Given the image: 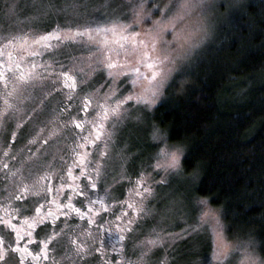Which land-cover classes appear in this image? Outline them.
Here are the masks:
<instances>
[{
  "label": "rangeland",
  "instance_id": "374dc122",
  "mask_svg": "<svg viewBox=\"0 0 264 264\" xmlns=\"http://www.w3.org/2000/svg\"><path fill=\"white\" fill-rule=\"evenodd\" d=\"M237 1L203 0L200 14L188 17L183 23L177 22L178 26L173 34L163 36V40L169 42L170 51L186 50L190 53L188 57L174 65L162 64L155 70H163L166 78L171 80L176 70L185 64L199 47L208 42L215 21H220L221 13L218 14L217 19L214 16V12L219 10L218 5L223 4L224 7H228ZM67 2L71 3L72 0H67ZM81 2L88 4L86 16L82 15L79 20L82 25L84 19H87L92 22L93 27L96 23L109 26L117 16H121L117 34H106L107 38L111 39L122 37L119 43L106 42L104 44L102 39L105 34L97 35L92 32L83 38H77L82 40L81 44L65 49V51H71V59L59 57L66 65L65 70H70L75 74L83 68L84 74L78 75L77 79L91 81L88 86L94 84L97 88L96 93L88 95L91 97L90 107L94 113V116L87 120L86 128L88 129L89 126L92 127V121L99 122L97 113L100 116L103 115V109L97 107L98 104L111 108L118 100L130 94L135 97L144 91L148 86L147 81L137 80L135 86L133 84L130 86L127 81L136 79L138 74L134 73L129 79L124 77V74L139 67L142 73L150 75L151 70L147 69L146 65L157 62V58L161 56V48L158 39H155V33L148 32L151 26L139 23L145 14L142 10L143 0H81ZM27 3L28 0H19V12L13 20L0 19V22L5 25H15L16 21H19L17 27L24 30L18 33L21 36L27 32L26 17L30 15ZM138 4L141 7H137ZM148 10L151 11V8ZM81 12L83 13V9ZM69 14H71V9H69ZM155 18L158 19V17ZM70 22L63 16L51 15L41 20V31L46 28L50 30L57 24L63 27ZM129 24H139V27L130 29L127 28ZM133 31L138 32L139 35L134 36ZM62 35L67 37L71 34L63 33ZM108 64H112V67L108 68ZM53 69L52 67L43 68L37 73L46 77L47 71L48 79L39 81V84L43 86L35 90L29 88L26 95H65L64 98L67 100L70 94L61 90L56 91L51 87L52 80L56 79L52 74ZM109 72L112 73L111 77L108 75ZM57 88H60L59 84ZM7 90L11 91V87ZM164 90L165 88L161 89L155 102L146 109L142 104L136 106L134 101L127 102L121 108L120 122L117 123V130L113 136L115 143L108 147L105 170L100 177L101 185L118 202L125 200L138 202L140 198L130 193L129 190L135 187L141 173L148 177L152 195L144 200V208L149 211V215L143 218L141 228L134 232L137 238L133 248L134 252H141L142 248L138 245H142V242L158 238V244L152 247L149 255L143 260L144 264H188L191 260L189 264H202L205 257L211 258L210 264H264V257H260L250 239L236 241L229 240L225 236L224 223L219 209L208 203L201 204V201L206 200L194 196L193 177L181 172L183 148L164 140L163 132L150 121L152 109L161 100ZM59 98L61 100V97L47 98L40 120L44 122V126L37 127L33 133L37 141L41 138V134L45 135V131L49 132V146L62 142L65 138L68 139L71 133L68 127H64V123L68 125L76 120L74 102H71V107L65 104L66 116L64 120H61ZM125 108L127 111L124 110ZM145 128L148 129L147 132ZM108 131H113V129L109 127ZM145 133L148 134L149 140ZM135 144L147 154L142 151L140 152L142 156L137 158L138 150ZM171 146H178L182 150L178 170H167L171 159L166 153L171 150ZM132 160H139V162L132 163ZM157 164L161 165L159 169L156 167ZM187 193L190 194L189 198L186 196ZM202 240L203 243L207 242L205 248L202 247ZM185 242L189 244L195 242L196 250L199 252L200 248L202 249V256L193 254L195 253L193 247L189 252L196 257L190 258L187 262L185 260L187 257H181L180 249ZM144 247H151V245H144Z\"/></svg>",
  "mask_w": 264,
  "mask_h": 264
},
{
  "label": "snow or ice",
  "instance_id": "6c2138e0",
  "mask_svg": "<svg viewBox=\"0 0 264 264\" xmlns=\"http://www.w3.org/2000/svg\"><path fill=\"white\" fill-rule=\"evenodd\" d=\"M203 6V0H143L142 10L145 13L139 23L150 25L148 29L149 33H155V39H158L161 56L157 58V62L147 63V69L151 70L150 75H145L141 72L140 68L134 69L137 73L136 79L132 80L133 86L136 85L137 80L147 81L148 86L144 91L135 97L128 95L123 99L117 101L114 107H107L104 104H98L97 107L103 109V115L100 116L97 113L98 121L91 122V130L89 135L78 136L80 141L76 147L85 149V151L76 152V160L67 169V177L73 183L66 185L71 189V192L65 197L68 201L66 205H61L59 202H55L57 208L66 207L69 211L63 212L61 215L64 217L62 223L64 227L61 228L57 224L58 217L55 212L49 211L45 214H40L44 208L45 203H50L48 200L47 192H43L40 189L39 180L33 181V168L38 167V164H34L26 172H20V170L11 171L8 164L3 165L4 181H8L9 175L17 177L11 185L12 191L4 199L6 204L2 205V213H0V264H60V261L56 259V253L58 250H62V260L69 261V264H90L92 258L96 254L102 253L105 249V243L103 238L100 241H96L91 238L90 232H84V239L80 240L68 238L66 243H62V238L67 236L65 229L68 227V220L72 219V213H75V218L84 219L88 216V212H82L80 207H76L74 200L77 197L82 198L80 201L84 206L88 208L90 212L96 205H103L104 200L97 196L93 199V195L98 190V181L102 172L105 170V162L108 156V147L110 144H114V133L117 130V123L120 122L121 108L129 101H134L136 106L143 105L146 109L152 105L157 96L160 94L162 88L171 85V81L166 78L163 70L157 71L162 64H177L179 61L186 59L190 54L186 50L170 51L169 42L163 40L164 35H172L175 28L178 26L177 22L183 23L188 17L192 15L200 14ZM224 7L223 4L220 5ZM141 7V5H137ZM27 8L30 15L26 17L27 32L23 36L19 35V32H23V29H19L17 25L20 23L16 21V24H7L0 22V52L6 49L16 50L22 52L27 47H30L29 38H31V44L40 46L44 51L49 52L53 59L51 65H54L53 75L56 79L52 80L51 87L59 91L61 89H68L69 92H73L78 84H85L86 81L78 80V75H83L85 70L81 68L79 73H72L70 70H65L66 65L56 57L63 56L65 59H71V51H65L71 47L81 44L82 38L90 33L94 32L97 35L112 33L117 34V28L120 26L121 16H117L114 22L109 26H102L96 23L92 26V22L84 19L83 25L79 22L82 15L86 16L88 4L81 2V0H72L71 3L67 0H28ZM151 8V11L148 9ZM71 9V14H69ZM83 9V13L81 12ZM99 11V9H97ZM19 12V0H0V19L13 20ZM56 15L57 17L63 16L65 19L71 22L64 25L57 24L51 30L41 31V20L43 18ZM155 17H158L156 19ZM170 25V26H169ZM139 24H129L127 28H138ZM63 33H70L71 35L64 37ZM134 36L139 35L138 32L133 31ZM55 41V43H53ZM42 52H34L32 55H42ZM7 65L8 67H5ZM49 66V67H50ZM21 64L12 56L9 52V59L7 61L0 60V80L3 81L4 94H3V109L0 110V137L3 138L5 146H10L7 143L8 134L11 133L13 141L15 140L16 131L12 130V122L16 120L17 104L22 102L26 98V94L29 88L35 90L37 87L43 85L39 84V81L46 80L41 74H37L33 71L31 75L21 73L19 76L16 72L20 69ZM38 67L33 64L32 68ZM112 64H108V68H111ZM7 73V75L5 74ZM109 77L112 73H108ZM179 76V72H177ZM9 83H11V91H8ZM57 84L60 88H57ZM114 86L115 82H114ZM176 86L179 87V81L176 80ZM83 92L84 89L82 88ZM115 95V93H113ZM76 97L68 95L67 100L70 102L69 106H72ZM78 106V105H77ZM91 106V97L85 96L83 101V111L87 112ZM127 111V108L124 109ZM22 121L15 122V128L21 127ZM76 128L83 129V123H77ZM113 131H108V128ZM158 132V130H157ZM91 137V138H89ZM30 143L35 144L36 141L32 140ZM47 143V141H45ZM166 155L170 157L171 163L167 165V170H178L180 166L179 156L182 155V150L178 146H171ZM4 156H8V152L4 153ZM14 159V157H13ZM159 169L161 165L157 164ZM73 168H79V175H73ZM81 178L86 180V183H78ZM41 179H47L43 177ZM58 180H63V176L57 177ZM163 183V181H161ZM65 185L61 184V187L56 189V193L59 195L61 189ZM4 191H7L5 189ZM47 191H52L49 188ZM130 193H134L139 197V201L129 200L118 202L123 208V205H127V209L132 210L133 215L129 216L127 210L121 211L119 215H116V220L123 219L125 223L118 233L114 236L109 234L110 238L108 246L112 247L113 257L105 258L101 255L102 264H133L128 259H124V244L126 235L138 231L141 228V222L143 218L149 215V211L144 208V200L152 195V188L148 184V177L141 173L136 181L135 187L129 190ZM29 193L34 197H39L36 200V205H33L29 200ZM131 199V196H130ZM201 204L206 205L207 201H201ZM107 211V209H104ZM50 217L51 219H48ZM103 219V217H101ZM89 223H95L92 218H89ZM107 231V230H106ZM155 232V229H153ZM159 240L152 239L142 242V245H138L142 250L140 252L139 260L146 258L152 250L158 244ZM121 245L117 248L116 245ZM36 245L35 248L32 246ZM144 245H151V247H144ZM119 257V258H117ZM210 257H205L202 264H210Z\"/></svg>",
  "mask_w": 264,
  "mask_h": 264
},
{
  "label": "trees",
  "instance_id": "16d2710c",
  "mask_svg": "<svg viewBox=\"0 0 264 264\" xmlns=\"http://www.w3.org/2000/svg\"><path fill=\"white\" fill-rule=\"evenodd\" d=\"M219 6L208 42L176 70L150 121L183 148L181 172L219 209L225 236L250 239L264 257V0ZM194 243L180 248L187 262L202 256Z\"/></svg>",
  "mask_w": 264,
  "mask_h": 264
},
{
  "label": "flooded vegetation",
  "instance_id": "af4514ba",
  "mask_svg": "<svg viewBox=\"0 0 264 264\" xmlns=\"http://www.w3.org/2000/svg\"><path fill=\"white\" fill-rule=\"evenodd\" d=\"M49 30L48 28L42 30ZM51 30V29H50ZM103 35V34H101ZM83 38V37H82ZM122 37L116 38H107V36L103 35L102 41L104 44L106 42H113L119 43ZM102 42V43H103ZM55 43V41H53ZM30 47H27L22 52L16 50L6 49L3 52H0V60L7 61L9 59V52L11 51L12 56L16 58L18 62H20L21 67L16 72V75L19 76L21 73H25L26 75H31L33 71L35 73H39L43 68H55L54 65H51V61L53 56L49 53L44 51L40 46L31 44V38H29ZM34 52H42V55H32ZM59 59V57H56ZM35 64L38 67L35 69L32 68V65ZM50 66V67H49ZM5 67H8L5 65ZM133 68V67H130ZM134 69L127 71L124 75L127 79L131 78L134 75ZM7 75V73H5ZM46 77H48V72L46 71ZM91 81H86L85 85L78 84L77 88L73 92H69L68 89H61L70 95L76 97L74 104V114H75V121L74 123H69L64 127H68V130L71 133V136L62 142H56L54 145L49 146L50 135L49 132L45 131V135L41 134V138L34 139V131L37 130L36 128L39 126H44V122L40 121L42 118L43 113V105L47 102V98L51 97H61L59 98V104L61 115V120H64L66 105H69V101L65 100V95H26V98L17 104V112H16V120L12 122V130L16 131L15 140L11 136V133L8 134L7 143L10 146H5V142L2 137H0V173L3 172V165L8 164L10 166L11 171L20 170V172H26L29 168H31L34 164H38V167L33 168V181L39 180L40 182V189L43 192H47L48 200L50 203H45L44 201H40V203H44V208L42 209L40 214H45L49 211L55 212L56 216L58 217L57 224L59 227L63 228L64 224L62 223L64 217L61 215L65 211H69L66 207L57 208L55 202H59L61 205H66L68 201L65 197L71 192V189L66 187V185L73 183V181L69 180L67 177V169L69 166L73 164V161L76 160V156L74 154V149L76 152H83L85 149H80L76 147L77 144L83 143L78 139V136L81 135H89V131L91 128H86L87 120L94 116V113L89 107L88 111H83V101L85 96L92 95V93H96L97 88L93 85L88 86ZM132 81L128 80V85L132 86ZM11 87V83H9V87ZM60 87V85H59ZM84 89L82 92L81 89ZM5 90L3 86V81L0 80V110L3 109V95L2 91ZM89 97V96H88ZM50 103V102H48ZM58 104V105H59ZM92 104V102H91ZM78 105V106H77ZM22 121L21 127L19 129L15 128V122ZM43 122V123H40ZM77 123H83L84 128H76L75 125ZM43 131V130H41ZM48 133V134H46ZM91 138V137H89ZM35 140L36 143L32 144L30 141ZM47 141V143H45ZM37 144V145H36ZM8 152V156H4V153ZM14 157V159H13ZM79 168H73V175H79ZM63 176V180H58L57 177ZM46 177L47 179H41ZM17 179V177H12L9 175L8 181H4L3 175H0V213H2V205L6 204L7 201L4 199L9 193L12 191V183ZM78 183H86L87 181L84 178H81L80 181H76ZM61 184H64L65 187L61 189V193L58 195L56 193V189L61 187ZM98 190L93 195V199H96L97 196L103 198L104 203L103 205H96L92 208L89 212L88 208L84 206L80 201L82 198L77 197L76 200L73 201L76 207H80L82 212H88V216L84 219L75 218V213H72L73 218L68 220V227L65 229L67 236L62 238V243H66L68 238L80 240L84 239V232H90L91 238L95 239L96 241H100L102 238L105 243V249L102 253H98L95 255L94 258L91 259L90 264H102L101 255H104L105 258H112L113 251L112 247L108 246V241L110 238V233L113 236L119 232L120 227L123 226L125 221L121 219L120 221L116 220V215H119L121 211L127 210L128 215L132 216L133 212L130 209H127V205H123L121 208L118 201H115L113 198L101 185L100 179L98 181ZM49 188L52 191H47ZM7 189V191H4ZM29 195L30 202L36 205V200L39 197H34L31 193ZM104 209H107L105 211ZM103 217V219H101ZM89 218L95 222L93 224L89 223ZM48 219H51L48 217ZM107 230V231H106ZM126 240L123 242L124 244V259L127 261L130 259L133 264H144L143 260H139L140 253L136 251L134 252L133 248L135 247V243L137 241L136 236L134 233L125 234ZM33 248L36 245L32 246ZM117 248H120L121 245L117 244ZM63 254L62 250H58L56 253V259L60 261V264H69V261L62 260L61 256ZM119 258V257H117Z\"/></svg>",
  "mask_w": 264,
  "mask_h": 264
}]
</instances>
